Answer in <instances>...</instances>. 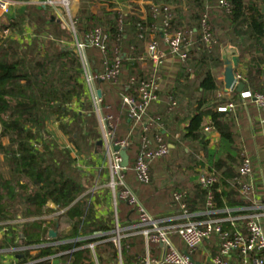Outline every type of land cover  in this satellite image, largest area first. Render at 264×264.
I'll use <instances>...</instances> for the list:
<instances>
[{"label": "trees", "instance_id": "obj_1", "mask_svg": "<svg viewBox=\"0 0 264 264\" xmlns=\"http://www.w3.org/2000/svg\"><path fill=\"white\" fill-rule=\"evenodd\" d=\"M14 1L19 3L12 8L8 16H5V21L1 23V31L9 29L21 33V21L26 19L30 26L35 27L37 36H40L47 29L46 27L52 28L55 32L57 27L66 30L51 6L40 3L42 0ZM228 3L229 10L221 7L219 0L216 1L215 7L212 9L200 7L194 20V32L190 26L186 27L181 23L182 21L171 8L169 10L170 31L185 32L189 41L186 59L176 60L180 62L182 71H186L187 77L192 73L194 78L199 80L198 87L201 89V95L189 99L192 101L190 102L192 109L189 110H194V112L190 115L183 131L174 133L175 138L170 140L173 148H169V153L164 157L172 152L175 153L179 149L181 141L184 143L186 141L196 142L201 146L200 152L206 153L207 141L204 140V127L208 125L219 132L221 140L230 146V150L222 154L214 164L219 177V183L213 188L215 209L248 206L254 194H249L246 198L243 197L233 183V178L238 175L243 159L246 156L251 157L246 146L241 142H236V135L230 127V122L238 110L218 111L219 106L228 103H233L236 109L240 106L243 107L244 100L242 101L240 92L235 88L231 92H226L222 97H216V92L219 89L218 74L214 73L207 64V60H216L219 64L221 63L216 51L220 45L225 47L229 44L236 50H238L237 46L241 47L242 54H248L249 58L244 60V57L239 54L240 63L245 68V74L241 76L239 82H242L251 93L264 94V71L262 69L264 67V12L261 8L264 5V0H228ZM154 5L162 7L166 4L155 1L144 5L145 13L142 14L133 1L128 10L114 9L111 4L108 7L100 6L95 10L91 9L89 1L81 0L78 11L72 15L77 34L81 37L89 38L95 29H99L106 36L104 51L92 44L86 48L87 58L93 72H103L111 64L116 54L120 56L121 72L116 80L100 81L96 79L95 83L103 92V114L112 115L111 110H116L124 114L123 126L131 124L127 128L129 131L136 128L137 142L116 136L126 140L128 144L126 150L129 155L132 148H135L137 152L142 148L141 136L144 134L150 139H153L155 135H160L167 143L158 124L144 132L140 123H135L133 120L128 122L126 108L122 105L120 97V93L124 92L137 97L139 83L158 74L147 57L149 43L153 39L158 41L161 38L164 20V13L161 9L158 13L153 11ZM20 9H22L21 12ZM204 16L205 19H203ZM203 20L210 26V44H207L203 39ZM50 34L53 35L51 32ZM151 34L154 35V38H151ZM57 35L59 36L58 32ZM195 48L200 50V57L197 59L200 62L199 65L193 67L189 63L195 59L192 56ZM80 68L79 58L71 46L53 47L51 42L46 43L39 37L34 38L30 44L21 45L10 37L2 38L0 36V154L9 159L11 174L15 176V180H13L3 178L0 174V222L16 216L43 215L49 211L46 205L51 202L57 209L67 208L66 215L74 219L72 222L74 233H77L79 226L86 233L96 226H98L96 230L109 229L106 225L99 226L91 223L93 217L90 206L86 201H76L83 192V187L75 176L72 157L66 150H57L46 130L48 117L54 116L58 121L60 131L67 137L74 150L79 152L82 145L86 150H92L95 146V140L98 138L97 123L89 103L84 99L85 89ZM132 79H134V83L131 82ZM116 90H119L117 91L120 97L118 103L112 102L114 92L110 96L111 91L116 92ZM169 95L171 97L168 99L167 110H177L180 105H177L175 101L176 93L171 91ZM73 102L78 103L80 110L70 108ZM251 102L250 99H246L245 104ZM206 117L209 118V122L205 124ZM138 125L140 126L138 127ZM157 161L159 159L150 163L149 182L146 184L138 182L139 185L150 184L153 176L151 167ZM132 163L131 160L126 171L132 169ZM192 173H194V169ZM21 178L27 179L26 182H22ZM225 179H229L232 187L229 191L218 190L227 185ZM189 183L190 186L186 185L182 189L176 188L171 192L169 209L180 212L181 202L186 203L189 213L202 212L206 209L205 198L200 194V185L195 181ZM16 189H20L23 193L22 200L25 205L23 215H15L11 210L10 202L18 196ZM174 192L184 193L182 201L174 200ZM134 193L142 203L137 193ZM152 215L164 217L163 215ZM91 226L92 228H90ZM45 229L46 227H42L41 222H30L25 225L22 229L25 236L24 245H36L42 240H47L35 238L32 235L33 233L39 234ZM103 238L106 237L103 236L99 239ZM217 241L216 237H212L203 246L214 254L216 253L214 243ZM112 243L107 244L113 246ZM76 245L45 246L39 248L34 256L30 254L31 249H28L23 253L21 260L26 262L28 259L36 260L51 256L60 250ZM124 250L125 247L121 242V253H124ZM199 251L194 252L192 257L203 263L205 257L201 259L194 257ZM83 253L84 250H76L71 254L75 264H78ZM135 260L138 263L140 258L137 257ZM50 263V259H45L33 264Z\"/></svg>", "mask_w": 264, "mask_h": 264}, {"label": "built area", "instance_id": "obj_2", "mask_svg": "<svg viewBox=\"0 0 264 264\" xmlns=\"http://www.w3.org/2000/svg\"><path fill=\"white\" fill-rule=\"evenodd\" d=\"M19 2L14 0H0V13L7 15ZM39 3V2H35ZM42 5L53 8V12L63 22L71 34V47L80 61L82 73V83L85 89L84 99L89 103L95 115L98 140L101 143V152L105 161V167H100L97 172L106 169L108 179L103 184L113 195V206L117 209L119 203H124L136 213V220L130 221V234L141 235L145 241L146 253L140 258L137 264H194L192 254L203 247V244L212 237L217 238L214 243L216 253H212L208 248L205 259L207 261L199 264H264V197L255 195L258 178L253 166V158L246 156L238 170V175L233 178V183L237 186L238 192L247 197L254 194L250 205L235 208H214V187L219 183L216 170L199 173L197 183L205 198L206 209L202 212L189 213L185 202L180 203V212H173L164 217L153 216L138 200L136 194L126 182V169L122 166V157L119 151L113 148L126 150L128 144L125 139L115 136L113 126V116L103 114V93L95 80L114 81L121 72L120 56L116 54L109 66L101 73L93 72L91 64L87 58L86 48L92 44L94 47L104 51L106 49V36L95 29L89 38H83L74 26L69 0H42ZM219 5L229 10L228 0H219ZM164 13L163 25L161 28V38L167 50L160 48L156 39H153L147 47V57L152 63L154 70L158 73L161 66L167 59V55L183 61L187 57L189 41L183 31H170L169 21L171 19L168 5L153 6V11ZM205 19V16L204 18ZM204 41L210 44V26L203 20ZM0 35L2 38L10 37L12 31L4 29ZM106 64V63H105ZM241 78L236 75V80ZM134 83V79L131 80ZM160 91V78L153 76L142 80L137 87V97L124 92L120 93L122 105L126 108L129 120L140 123L143 131L147 132L153 123L160 126L157 118L147 115L149 106L158 102ZM242 101L250 99L261 111L262 115L258 119L260 126H264V94L241 91ZM234 107L233 103H228L218 107V111H228ZM70 108H73L71 105ZM75 109V107L73 108ZM79 110V109H78ZM117 121V119H116ZM208 131V128H204ZM142 148L136 153L132 170L137 182L146 184L150 180V163L160 159L169 153V146L163 141L160 135H155L150 139L146 134L141 136ZM127 151V150H126ZM129 165V164H128ZM100 177V174H99ZM184 193L174 192L173 198L182 201ZM204 216V217H203ZM112 241L120 253L121 251V229L115 212V230ZM176 235L184 244L185 250H180L172 241L171 235ZM157 245L159 254L157 257L150 254V245ZM58 264H71L67 261H59Z\"/></svg>", "mask_w": 264, "mask_h": 264}, {"label": "crops", "instance_id": "obj_3", "mask_svg": "<svg viewBox=\"0 0 264 264\" xmlns=\"http://www.w3.org/2000/svg\"><path fill=\"white\" fill-rule=\"evenodd\" d=\"M90 1L91 9L93 5L96 6H105L108 7L109 4L112 5L114 9L119 10H128L131 7V3L133 1L139 7L140 13L144 14V5H149L155 1H161L168 5L174 13L180 18L186 27H191L192 31H195L194 23L195 17L198 15L200 7L212 9L215 7L217 0H87ZM81 0H70L71 4V12L74 15L80 5ZM96 2V3H94ZM264 6V5H263ZM52 8V7H51ZM53 9V8H52ZM264 12V11H263ZM11 13V12H10ZM0 13V29L1 23L5 21V16ZM64 24V23H63ZM25 26V33L18 36L16 32H12L10 36L11 39L17 41L21 45H27L32 42L34 38L39 37L40 39H46V33L49 30V27H46L45 31L37 36L35 34V27L29 26L27 24ZM1 33V30H0ZM1 36V35H0ZM151 38H154V35L151 34ZM195 41V40H194ZM71 42V41H70ZM160 48L165 49L163 44L162 38L158 40ZM229 44L223 47L222 45L219 46V49L216 50L218 57L221 61L219 64L216 60H207V64L212 68L214 73H216L217 83L219 89L216 92V97H222L226 92L223 86V78H222V71L223 66L226 62V55L224 52L226 51L230 55V50L233 46L227 47ZM192 56L195 58L190 61L189 65L195 67L199 65L197 59L200 57V50L195 48L193 49ZM236 50V49H235ZM199 52V53H197ZM239 56V54L237 53ZM249 57L244 58L247 60ZM240 59V57H239ZM241 60H239V65L235 68L236 75L243 76L245 74V68L241 65ZM221 65V66H220ZM150 69V67H149ZM264 71V67L262 68ZM157 76L160 78V97L158 102L153 103L148 111L147 115L152 118H157L160 122V126L162 129V134L164 135V139L167 141L169 148H173L170 140L174 137V133L177 131H183L185 124L188 123L190 115L194 112V110H167L168 99L171 97L169 92L173 91L176 93L177 98L183 99L185 104H189L192 102L189 99L192 97L196 98L201 95V89L198 87V81L194 78V74H190L188 77L186 76V71H182L180 62L177 61L175 58L170 57L167 55L166 61L160 68ZM176 79L177 82L173 85L169 86L166 84L168 80ZM239 82V80H238ZM264 82V76H263ZM102 91V90H101ZM103 93V92H102ZM189 101V102H188ZM246 100L243 101V107L233 108L230 109L231 111L238 110L235 113L234 118L230 122V127L233 133H235L236 142H241L244 146H246L247 152L253 158L254 169L256 172V176L258 178L257 184V191L256 196L263 198L264 197V126H260L258 123L259 117L262 115V111L253 103L245 104ZM121 103V101H120ZM76 102H73L71 105L74 110H80L77 107ZM188 105V106H189ZM191 106V105H190ZM191 109V108H190ZM130 120L128 119V122ZM205 124L209 122V118L206 117L204 120ZM50 125V126H49ZM156 123H153L149 128L152 126H156ZM131 126V124L129 125ZM127 126V128L129 127ZM46 127L48 132L50 133L51 139L57 143V145L61 149H65L72 157V166L76 164L77 166L85 160H81L77 156V151L72 148L69 144L67 137L62 134L59 129L58 121H47ZM208 128V131H205V138L204 140L207 141L206 146V153H204V157H202L201 165L194 168V173L187 176V186H190L189 182L195 181L197 182V176L199 173H205L211 171L212 169L215 170V162L216 160L228 150H230V146L221 140V136L219 132L206 125L204 128ZM128 130V129H127ZM99 137V133H98ZM175 140V139H174ZM98 138L95 140V146L93 147L90 156L87 158L89 163L86 165V169L88 171L82 172L80 171L82 176L89 175L91 178V183L83 188V192L78 196L77 200L86 201L87 205L91 208V215L93 217L91 223L100 225H106L109 229H100L96 230L98 226L94 229H91L87 233L83 231V229L78 227L77 233H74L72 230V222L74 219L69 218L66 215L67 208L57 209L56 206L48 202L47 207L49 211L43 215L39 216H16L14 218L5 220L0 222V264H33L34 262L42 261L45 259H50L51 263L53 264L54 260L57 259L61 262L69 261L71 264H75L71 257V254L76 250H84V253L81 255V258L78 260V264H137V261L134 259L132 260L133 256L128 254V250L132 249L136 246V241H140L143 248L142 258L146 253L145 241L141 235L130 234L132 231L129 227L130 221L136 220V213L133 211L129 206L124 203H119L117 209L113 206V195L111 191L106 188L103 184L107 181L108 175L106 169H103L102 172L98 173L97 170L100 167H105V161L103 158V154L101 152V143ZM186 143L191 145V148H196L200 151L201 146L196 142L186 141ZM184 151L188 153L189 148L184 147ZM127 152V151H126ZM137 150L135 148L131 149L130 155L128 154L129 162L134 160ZM208 153V154H207ZM176 159V158H175ZM160 160V159H159ZM86 161V162H87ZM158 162V161H157ZM156 164V163H155ZM155 164L152 165L151 170L153 174V170ZM128 167V166H127ZM87 173V174H85ZM155 173V172H154ZM100 174V177H99ZM154 175V174H153ZM86 177V176H85ZM153 177V176H152ZM126 182L128 186L133 189V186L139 184L136 179L134 172L132 169L126 171ZM227 185L222 186L220 189L222 191H229L232 184L230 183L229 179H225ZM140 186V185H139ZM135 192V191H134ZM200 194L202 197V191L200 189ZM156 192L152 191L150 194L146 196H142L143 200L141 199L144 207L153 214L156 212L149 204L146 202L148 198L155 197ZM171 199L167 202L166 197L163 200V204L167 205L170 203ZM146 204V205H145ZM169 208L170 205L168 204ZM115 212L116 217L118 220V224L121 229V242L122 245L125 247L124 253H120L117 251L114 243H112V237L114 235L115 230ZM174 212L173 209H168L167 212L162 214L163 216H168ZM159 215V214H156ZM113 217V219L110 218ZM204 217V216H203ZM64 218H67L66 223L61 227L60 221ZM30 222H41L42 227H46L45 231L37 233H33L32 235L36 238H45L47 240H42L38 244H31L28 246L24 245V233L22 229L25 225ZM68 222H71L70 225ZM87 225V224H85ZM65 227V228H64ZM20 228V230H18ZM92 228V226L90 227ZM20 231V233H18ZM53 231L55 233L54 237L49 236V232ZM105 231V232H104ZM108 235V236H107ZM105 236L106 238L99 239ZM172 241L176 245V247L180 250H185L184 244L180 241V239L172 234ZM49 239V240H48ZM111 242L113 244H107ZM70 244L76 246H72L65 250H60L59 252L55 253L51 256L42 257L36 260L28 259L26 262H22L23 253L25 250L31 249L30 254L34 256L39 248L45 246H59V245ZM112 251L108 253V249ZM99 252V254L97 253ZM127 253V255H124ZM110 254V258H109ZM150 254L157 257L159 254V248L157 245H150ZM102 260H101V259ZM112 260H108L111 259ZM77 264V263H76Z\"/></svg>", "mask_w": 264, "mask_h": 264}, {"label": "rangeland", "instance_id": "obj_4", "mask_svg": "<svg viewBox=\"0 0 264 264\" xmlns=\"http://www.w3.org/2000/svg\"><path fill=\"white\" fill-rule=\"evenodd\" d=\"M94 3H96V2H94ZM98 7H100V6L93 5V8L95 10ZM70 9H71V4H70ZM21 11H22V9H20V12ZM71 14H72V12H71ZM217 16H218V13H217ZM25 24L29 25L27 19L21 21L22 32L21 33L16 32V34H18V36L22 35V33H25V28H24L25 26H23ZM64 27H66L65 24H64ZM50 32L53 35H51ZM57 32L59 33V36L57 35ZM46 34L47 35H46V39H44V42H46V43L51 42L53 47L71 46V43H70L71 34L68 31L67 27H66V30H64L61 27H57L56 32L53 31V29L49 27V30L47 31ZM55 34H56V36H55ZM230 46L228 45L227 47H230ZM237 47H238V50H236V52L244 58L247 57L248 54H246V53L242 54L241 47H239V46H237ZM248 57H249V55H248ZM176 82H177V80L173 79V81L168 80L166 82V84L169 86V84L173 85ZM117 91H119V90H116V92L111 91V93H110V96H111L114 92L113 101L111 100L112 102H117V103L119 102L120 97H119ZM115 93H116V95H115ZM175 101H176L177 105H180V107H178L177 110H179L180 108H182V110H184V109L189 110L190 108L192 109V106H190L189 104H185L183 99L176 98ZM76 105L78 107V103ZM111 114L113 115V118H114L112 124L115 127V136H122L125 139H130V140H133L134 142H137L138 141V133L135 130L136 128L134 130L129 131V130H127V126L122 125V120L124 119V114L119 113L116 110H111ZM116 119H117V121H116ZM52 120L55 121L56 118L54 116H49L48 121H52ZM118 123L120 124V126ZM139 126L140 125H138V127ZM46 130H47V127H46ZM47 132H48V130H47ZM49 135H50V133H49ZM50 138H51V136H50ZM52 142L57 147V150L65 151V149H61L55 141L52 140ZM184 147L189 148L188 153L183 151ZM91 151L92 150H90V149L86 150V148H84V145H82L81 150L79 152H77V156L81 160H85V161H84V163L81 162L78 166L76 164H74V167H73L75 170V174H76L75 176L77 177V179L79 180V182L83 188L87 187L91 183V178L89 175H85L86 176L85 177V176H82L79 174H81L80 171H82V172L88 171V168L86 169V165L89 163V161H87V158L90 156ZM204 155L205 154L200 152L198 149L191 148L190 144L184 143L183 141H181L180 147L175 153L172 152L167 157H164V158L160 159L158 162H156L154 170H153L154 175L152 174L153 177H152L150 184L145 185V186H141V185L139 186V184H136L133 186V189L135 190V192L137 193V195L141 199L143 198L142 196H146V195H148V193L150 194L152 191L156 192L155 197L148 198L146 200V202L149 204L150 207H152L156 211V212H153V214L162 215L165 212H167L169 209V206H168L169 203L167 205H164L162 203L164 198L166 197V200L168 202L171 199V192L175 191L176 188L177 189L185 188V186L187 185V176L192 174L193 169L195 167L201 165L202 157H204ZM176 157H177V159H175ZM0 174L3 178L15 180V176H12V174H11V167H10L9 159L3 154H0ZM85 174H87V173H85ZM26 180L27 179H25V178H21L22 182H26ZM13 183H15V182H13ZM16 190H17L18 196L12 202H10L11 203V210H12V213L15 215L16 214H22L23 215L24 209H25V205H24V202L22 200L23 193L20 191V189H16ZM110 218L113 219V217H111V216H110ZM66 221H67V218H64L60 221L61 227L66 223ZM68 223L70 224L71 222H68ZM70 225H72V224H70ZM18 230H20V228ZM20 231L18 233H20ZM135 243H136V246L133 247L132 249H129L128 254L130 256H135V258H137L139 256H142L143 248H142V244L140 241H136ZM111 251L112 250L109 248L108 253H110ZM97 253L99 254V252H97ZM206 254H207V250H205V246H203L200 249V251L197 254H195L194 257L201 259L202 257H206ZM124 255H127V253H125ZM109 258H110V254H109ZM135 258H132V260L134 259V261H135ZM112 259L113 258L108 259V260H112ZM205 261H207V259H205L204 262ZM208 264H211V263H208Z\"/></svg>", "mask_w": 264, "mask_h": 264}, {"label": "water", "instance_id": "obj_5", "mask_svg": "<svg viewBox=\"0 0 264 264\" xmlns=\"http://www.w3.org/2000/svg\"><path fill=\"white\" fill-rule=\"evenodd\" d=\"M262 10L264 11V6H261ZM224 54L226 55V62L223 66V71L221 73L223 78V86L226 91H231L234 88L238 91H247V87L244 86L242 82H238L236 80V73L235 68L239 65V56L235 49L230 50V55L225 51ZM100 143V142H99ZM115 151H119L122 157V166L127 167L129 164L128 154L126 150L119 149L118 147L113 148ZM49 236L54 237L55 233L53 231L49 232ZM59 260L55 259L53 264H58ZM194 264H199L198 261L193 260Z\"/></svg>", "mask_w": 264, "mask_h": 264}]
</instances>
